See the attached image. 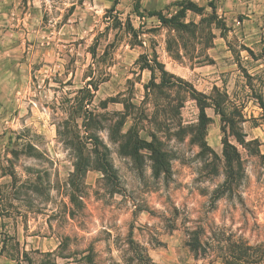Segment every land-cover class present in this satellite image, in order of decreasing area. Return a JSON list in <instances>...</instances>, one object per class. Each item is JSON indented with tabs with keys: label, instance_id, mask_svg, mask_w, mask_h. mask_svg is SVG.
<instances>
[{
	"label": "rangeland",
	"instance_id": "374dc122",
	"mask_svg": "<svg viewBox=\"0 0 264 264\" xmlns=\"http://www.w3.org/2000/svg\"><path fill=\"white\" fill-rule=\"evenodd\" d=\"M187 1L139 0L137 17L135 1L120 0L119 18L141 34L130 46L105 30L113 0H0V264H224L228 240L264 244V0H190L204 10L188 11L185 29L147 15L170 18ZM153 52L166 72L206 96L217 88L227 112L239 111L244 144L226 133L240 165L218 200L220 117L205 110L200 147L196 103L176 83L156 95L168 113L155 121L142 68ZM95 63L85 133L73 111ZM90 133L107 148L112 178L89 151ZM136 133L166 172L154 171L144 143L134 152ZM194 230L205 249L197 258L187 246Z\"/></svg>",
	"mask_w": 264,
	"mask_h": 264
},
{
	"label": "trees",
	"instance_id": "16d2710c",
	"mask_svg": "<svg viewBox=\"0 0 264 264\" xmlns=\"http://www.w3.org/2000/svg\"><path fill=\"white\" fill-rule=\"evenodd\" d=\"M134 13L137 17L141 15L138 13L139 9V0H134ZM120 0H113V5L110 9L106 10L104 15V22H105V30H119L123 32V35L128 39V44L130 46L135 45L137 42L140 43L139 37L140 32L135 29L130 21L127 18L125 21H122L121 18L118 16V12L116 11V7L118 6ZM178 10L174 15L170 18H166L160 11H150L147 13L150 17H155L162 25L168 26L171 28H187V24L181 22L186 17V13L188 11L194 13H201L204 9L201 7L196 6L193 2L188 0L187 2H180L177 5ZM214 10V8L212 7ZM251 53V52H250ZM92 58H96V52L92 51ZM147 58V56H146ZM142 59V58H141ZM142 66L143 69H147L151 73V80L150 82L145 85V91L147 96H151L153 100V109L156 110L153 114L154 120L156 121L159 115H164L168 113V110L164 107L163 104L159 103L160 97L156 96L157 94L161 93L162 90H170L172 88L179 89L176 83L182 84L185 86V91L188 93L189 98L196 103L198 109V116H197V123L193 126L192 131L195 133L196 139L200 142V147H205V133L207 126L210 123V118L206 115L205 110L210 108L213 110L215 115L220 117V121L222 124L221 130L224 133V137L222 139L223 144V158H224V166L227 169V173L224 179V182L218 186V188L214 191L213 197L218 200L226 193L231 192L233 186L234 177L232 172L234 168L240 165V158L237 150L234 146H232L228 142V133L229 135L233 136L239 144H244V136L240 131H237L238 123L240 122L238 117L239 111L237 108H232L231 111L227 112L225 109L226 104V94H222L220 90L214 88V92L216 93V97L206 96L202 93L197 92L191 85L183 80L176 78L172 74H169L164 70V67L161 63L158 62L157 56L155 52H153V56L151 59H146L145 63ZM155 71L159 73V82H155ZM98 65L91 64L88 68V78L89 80L85 83L84 87L78 90L77 94V108L73 111L77 115L80 113L82 118V127L85 129V133H87V123L92 121L95 114L92 111L88 110V107L91 103V98H93L94 92L97 90L98 87ZM188 89V91H187ZM158 91V92H157ZM84 95L86 99L80 97ZM163 99V98H162ZM258 100L259 106L261 109L264 108L262 100L260 97L256 98ZM167 100V97H166ZM147 120V119H146ZM129 130V133L130 134ZM228 131V133H226ZM152 140L155 139L154 136L150 135ZM135 142L133 143L134 152L137 151L138 147L135 146L138 143H144L142 146L143 148L147 149L152 155H154V171H165L163 170L162 160H161V153L154 147L153 143H147L139 140L137 137V133L134 135ZM79 139V137H78ZM89 141L90 146L92 147L89 151L91 154L94 155L95 161L98 165V168L102 172L103 176L110 177L112 176L109 174V170L111 169L110 163L106 158L107 148L101 143L100 139L93 135L92 133L87 135L86 138ZM253 144L257 142L255 140L252 141ZM157 165V166H156ZM80 172L78 167H75V171L71 174L74 177L76 174ZM166 172V171H165ZM217 231H219L216 228ZM221 233V232H220ZM191 236L189 242H187V246L190 252L194 255L195 258L204 255L205 249L201 247L199 238H198V231L194 230L188 233ZM227 247L225 248V259L224 264H263L264 263V244H255L253 246L249 245L247 242L242 241V239H238L236 242H231L228 240ZM203 252H199L200 250ZM142 264H153L149 262V258L146 256L141 257Z\"/></svg>",
	"mask_w": 264,
	"mask_h": 264
},
{
	"label": "crops",
	"instance_id": "0c3cea01",
	"mask_svg": "<svg viewBox=\"0 0 264 264\" xmlns=\"http://www.w3.org/2000/svg\"><path fill=\"white\" fill-rule=\"evenodd\" d=\"M26 249V248H25Z\"/></svg>",
	"mask_w": 264,
	"mask_h": 264
}]
</instances>
